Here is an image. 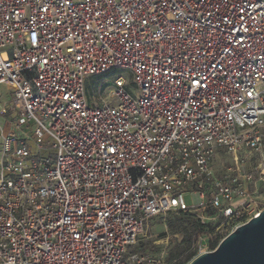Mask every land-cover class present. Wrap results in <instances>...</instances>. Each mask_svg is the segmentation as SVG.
Segmentation results:
<instances>
[{
	"label": "built area",
	"instance_id": "1",
	"mask_svg": "<svg viewBox=\"0 0 264 264\" xmlns=\"http://www.w3.org/2000/svg\"><path fill=\"white\" fill-rule=\"evenodd\" d=\"M160 2L171 7L0 0V86L9 94L0 110V264H176L166 261L168 239L131 253L151 219L195 216V259L264 211V0L192 4L215 13L221 42L233 26L244 42L209 89L164 74L186 49L195 54L177 33L198 39L211 25L191 15L192 0ZM158 35L174 38L175 54L155 47ZM220 150L234 161L222 179L213 171ZM197 194L200 204L186 202Z\"/></svg>",
	"mask_w": 264,
	"mask_h": 264
},
{
	"label": "snow or ice",
	"instance_id": "2",
	"mask_svg": "<svg viewBox=\"0 0 264 264\" xmlns=\"http://www.w3.org/2000/svg\"><path fill=\"white\" fill-rule=\"evenodd\" d=\"M68 2L69 0H65L66 4ZM208 2L211 3V0H208ZM203 3L204 0H192V3H186L185 7L191 9L192 16L202 15L204 17L205 23L211 25V28L207 30L201 28L200 32L196 34L199 37L198 39L192 38L194 33L190 30L187 31V33H185V30H181L179 33H177V36L181 41L180 46H195V54L188 52L186 49L183 53H181L183 63L175 66L177 69L176 71H171L170 74L165 73L164 76L167 80L176 84L181 83L183 80H191L195 82V85L198 88L202 87L209 89L210 86L215 83L217 76L221 74L227 75L225 70L229 69V65L232 63L233 59L237 58L238 54L243 51L244 42L241 39L231 35L233 30L237 33L241 31V28L234 26L233 28L228 29L229 37L223 38V42H221V36L215 31L219 28V25L213 23V21L209 19V17L215 16V13L210 8H206L202 12H197L195 9H192V4H196L197 7H200ZM148 7L151 9V3L148 4ZM170 7L171 4L166 5L161 3L160 0H156L157 9H166ZM218 10L219 9L217 8V11ZM153 11L154 16L162 15V12L160 11ZM96 15L98 16L99 12H96ZM180 15L183 16L184 14L181 13ZM142 23L147 25L148 19L144 18ZM221 23L227 25L228 21L223 20L222 18ZM195 27L199 28L200 26L195 25ZM147 31L148 29L146 28L145 33ZM149 39L151 40V37ZM173 39L174 38L172 36L158 35L155 42V47L164 50L163 46L167 44L169 48L173 50V54H175L176 46L174 43H171ZM135 47L139 48V44L135 45ZM121 51L124 50L122 49ZM113 59H115V56H113ZM261 59H264V57H261ZM5 60H7V56H5ZM44 63H47V61H44ZM168 63L171 64L172 60L169 59ZM177 75L179 76V79H176ZM40 80L43 84V76L40 77ZM237 87H239V85H237ZM252 95V91L247 92V96ZM64 98L68 99V96H65ZM2 131L3 129L0 128V132ZM86 131H91V129H86ZM112 151H115V149H112ZM81 155H83V153H81Z\"/></svg>",
	"mask_w": 264,
	"mask_h": 264
},
{
	"label": "water",
	"instance_id": "3",
	"mask_svg": "<svg viewBox=\"0 0 264 264\" xmlns=\"http://www.w3.org/2000/svg\"><path fill=\"white\" fill-rule=\"evenodd\" d=\"M189 264H264V211Z\"/></svg>",
	"mask_w": 264,
	"mask_h": 264
},
{
	"label": "rangeland",
	"instance_id": "4",
	"mask_svg": "<svg viewBox=\"0 0 264 264\" xmlns=\"http://www.w3.org/2000/svg\"><path fill=\"white\" fill-rule=\"evenodd\" d=\"M118 73H121L124 75V77L132 83V77L130 76V74L125 73V71H118ZM100 78H97L96 81L100 80ZM90 86H92L94 84V81L89 83ZM6 87L4 86H0V110L3 107V103L8 101L9 99V94H7L6 92ZM0 124L7 129V119L4 117L0 116ZM47 141V145L50 144V141L48 139H46ZM234 165V161L233 159L226 155V153L222 150L219 151V154L217 155L214 163H213V171H214V175L216 178H224L228 173H227V168ZM186 202L188 204H195L198 205L201 203V198L200 196L197 194L193 197H186ZM168 239V247L166 250V261L168 262V258H169V254L170 251L172 250V247L178 243L181 240V237L179 236H173L170 232V230L168 229L167 226V221L164 217H156L151 219L150 221H148L144 233H142V235H140V237L138 238L137 242L135 245H133L132 249H131V253L134 254L135 252V248L142 246L143 244H147L150 245L152 244L153 249H155L156 247H161L164 244L160 243L163 240ZM137 254L140 255H144L140 252H137ZM189 257H191L190 254H187L183 257V260L186 261ZM193 260V257L191 258V260H189V263ZM188 263V264H189Z\"/></svg>",
	"mask_w": 264,
	"mask_h": 264
},
{
	"label": "trees",
	"instance_id": "5",
	"mask_svg": "<svg viewBox=\"0 0 264 264\" xmlns=\"http://www.w3.org/2000/svg\"><path fill=\"white\" fill-rule=\"evenodd\" d=\"M164 218L167 221V226L171 234L173 236L181 237V240L172 247V250L169 254L168 262L177 260L178 262L176 264H188L189 260H191L193 255H191V257H189L186 261L183 260V257L186 255V253L190 250L192 246L193 235L199 228L198 221L196 220L195 216L184 212H181L177 215L168 214ZM153 250L154 249L152 244H143L142 246L135 248L134 254L140 252L144 255H148L151 254Z\"/></svg>",
	"mask_w": 264,
	"mask_h": 264
}]
</instances>
